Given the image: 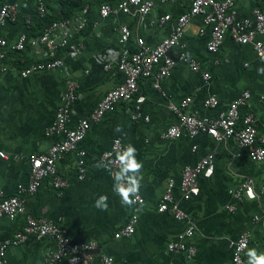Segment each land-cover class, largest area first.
Listing matches in <instances>:
<instances>
[{
    "label": "crops",
    "instance_id": "1",
    "mask_svg": "<svg viewBox=\"0 0 264 264\" xmlns=\"http://www.w3.org/2000/svg\"><path fill=\"white\" fill-rule=\"evenodd\" d=\"M5 1L19 8L15 23L0 26V40L7 42L6 47L1 48L5 58L0 59V151L5 154V158L0 157V192L11 197L28 184L31 157L47 153L62 139L56 134L48 135L58 111L71 107L68 122L71 129L87 119L103 97L124 82L123 74L117 70L120 57L136 52L138 39L153 48L169 37L178 18L189 12L191 0H169L167 3L150 0L154 7L145 18L135 12H120L104 18L100 5L106 0H88L83 9L66 19L75 18L85 8L89 10L88 24L81 33L74 25L68 27L70 41L79 46L80 52L62 48L51 56L48 46L30 44L44 31L40 27L43 18L38 12L39 0ZM64 1L44 0L46 15L57 21L65 20ZM107 1L114 4L117 0ZM234 2L241 19L252 18L256 10L264 11V0ZM165 15H170L171 20L162 26L152 25ZM122 25L128 26L132 33L125 45L120 43ZM203 28L201 16L191 20L182 39L185 49L170 53L177 64L162 80L160 90L154 87L153 78L140 80L139 95L144 96L145 101L137 118H134L135 102H122L92 126L78 147L79 151L86 152L83 179L78 151L64 155L58 161V176L68 185L57 190L49 178L36 195L25 196L24 214L13 220H0V241L14 239L32 216L64 228L76 242L97 243L98 249L89 253L91 259L81 264H105L106 257H112L114 264H233L232 243L244 233L250 240L243 255L244 264H248L250 249H256L257 254L264 253V161L253 162L246 151L239 150L233 138L218 143L205 133L196 138L185 134L178 139L164 137L167 130L178 123L172 105L191 98L186 113L215 117L245 92H249L251 98L241 108V114H254L259 133L264 136V71H261L264 67L253 44L241 45L227 37L220 51L212 54L207 48L211 29L207 27L201 34ZM23 33L30 40L19 52L14 47ZM182 53L199 64L198 71L179 60ZM55 60L62 61V65L28 77L22 75L35 64L48 65ZM107 64L112 68L106 69ZM205 75L210 78L206 79ZM71 84L75 85L78 96L74 103L65 97ZM212 96L218 99L219 107L209 110L204 102ZM116 139L133 145L137 161L143 163L142 186L138 192L145 200L142 205H123L113 192V174L117 171L94 166L105 165L103 153L111 149ZM211 154L215 157L214 173L210 177H200L198 197L183 199L178 185L184 169L195 166ZM248 180L253 182L258 197L237 201L232 192ZM170 181L177 185L175 197L189 216L187 220H178L170 212L159 211ZM101 195L108 197L107 211L95 207ZM230 207L235 210L230 211ZM134 215L138 216L134 235L116 239L115 234ZM190 227H194V233L187 236ZM172 242H183L195 248L193 259L188 258L187 251L170 252L168 245ZM56 248L53 238L29 237L18 246L8 248L7 264H46L47 257Z\"/></svg>",
    "mask_w": 264,
    "mask_h": 264
},
{
    "label": "built area",
    "instance_id": "2",
    "mask_svg": "<svg viewBox=\"0 0 264 264\" xmlns=\"http://www.w3.org/2000/svg\"><path fill=\"white\" fill-rule=\"evenodd\" d=\"M169 0H163L167 3ZM154 7L153 1L146 0H117L114 4L107 0L100 5V14L107 18L112 14L120 12L131 14L135 12L140 17L145 18L152 13ZM39 16L44 18L47 14V8L44 0H39ZM88 8H85L79 14L69 20H61L47 26L42 35L32 39L30 44L33 47L48 46L50 56L54 52H58L62 48H68L72 52H80L78 45L71 43L68 27L74 25L78 33H81L88 24ZM201 16L204 28L200 30L201 34L205 33V29H211V37L207 44L208 51L217 54L222 48L227 37H231L236 43L241 45L253 44L256 55L264 67V11L256 10L252 18L241 19L235 7L234 0H191L190 10L178 18L175 30L171 35L163 39L158 45L149 48L145 45L143 39H138V49L134 53H125L122 55L117 64V70L124 76V82L117 88L108 92L98 103L96 109L85 120L78 123L76 128H69L68 122L72 113L71 107L61 108L56 116L54 124L50 127L48 135H58L62 139L56 142L47 153L37 154L30 159V179L27 185L21 186L16 195L5 197L0 192V220L15 219L18 215L25 213V196L36 195L44 182L51 178L52 185L57 190L64 189L68 182L58 176V161L66 154L78 151L80 160V176L83 179L85 172V151H79V145L86 139L94 124L100 123L103 118L115 106L122 102H132L136 104V114L140 111L145 97L139 95V82L142 79L153 78L155 80L154 87L161 89L162 80L171 74L176 66L177 61L170 56L175 49H185L182 44L185 29L191 23V20ZM19 17V8L17 5L7 3L0 0V26L7 23H15ZM171 20L170 15H165L156 22L154 26H162ZM131 30L128 26L120 27V43L125 45L131 38ZM28 35L23 33L19 36L14 49L23 51L29 42ZM7 42L0 40V59L5 58V54L1 48L6 47ZM179 60L187 62L193 71L199 70V64L184 53L179 55ZM62 61L55 60L48 65L35 64L22 72L24 77H28L33 73L43 71L45 69H53L60 67ZM106 69H111V64L105 65ZM206 79L210 75H205ZM70 103H74L78 96L76 95V87L71 84L65 95ZM251 98L249 92L243 93L239 98L233 101L226 111L220 112L217 116H200L198 114L186 113L185 110L192 103L191 98L182 100L179 105H172V110L178 118V123L172 125L164 136L166 139H178L183 134L189 138H196L198 135L205 133L212 137L216 142L221 143L226 139L233 138L240 151H246L249 158L260 163L264 161V136L259 133L257 119L254 114H241V108L247 104ZM264 101V97H262ZM204 105L209 110L219 107V101L215 96L205 100ZM148 120V119H147ZM128 144L121 139L114 140L109 151L103 153V161L113 171L119 170V164L115 163L117 153L126 149ZM241 154H238L240 157ZM0 157L5 158V154L0 151ZM215 157L213 154L208 155L199 163L192 167H186L182 174V179L178 185V189L185 200L200 195L199 179L201 176L210 177L215 171ZM175 181H170L162 202L159 205V211L162 213L170 212L178 220H187L189 216L180 208L179 202L176 200ZM233 197L237 201H242L245 197L254 200L258 197L254 184L248 180L244 185L232 192ZM135 200V205L144 204L145 200L138 193L137 196L131 197ZM234 207H230V211H234ZM138 224V216L134 215L130 222L119 232L115 234L116 239L130 238L136 232ZM194 227H190L187 236L193 235ZM29 237L53 238L57 242V248L51 252L46 259V264H81L90 260L89 253L98 249L95 242L80 243L74 241L64 228L59 227L52 221L47 219H37L28 217L24 228L15 234L14 239L4 242L0 241V264H7V252L10 246H18ZM249 235L244 233L241 237L232 243L234 249L233 264H244L243 255L249 247ZM170 252L187 251L188 258L193 259L196 249L187 247L185 243H170L168 245ZM105 264H114L112 257L104 259Z\"/></svg>",
    "mask_w": 264,
    "mask_h": 264
},
{
    "label": "clouds",
    "instance_id": "3",
    "mask_svg": "<svg viewBox=\"0 0 264 264\" xmlns=\"http://www.w3.org/2000/svg\"><path fill=\"white\" fill-rule=\"evenodd\" d=\"M116 130L120 131L119 128ZM136 155V148L129 144L126 149L117 153L116 161H114L119 164V170L113 174V192L121 198V203L123 205L129 207L135 203V200L131 199V197L137 196L143 180V163L137 161ZM94 166L108 167L107 164L104 166L100 164ZM107 200L108 197L106 195L99 196L95 201V207L100 211H107ZM248 257V264H264V253L257 254L256 249H250Z\"/></svg>",
    "mask_w": 264,
    "mask_h": 264
},
{
    "label": "trees",
    "instance_id": "4",
    "mask_svg": "<svg viewBox=\"0 0 264 264\" xmlns=\"http://www.w3.org/2000/svg\"><path fill=\"white\" fill-rule=\"evenodd\" d=\"M88 0H65L64 1V18L68 19L73 15L74 12L79 11L85 7ZM58 19L54 17H48L47 15L43 18L41 23V30H44L47 26L56 22ZM43 32V31H42Z\"/></svg>",
    "mask_w": 264,
    "mask_h": 264
}]
</instances>
